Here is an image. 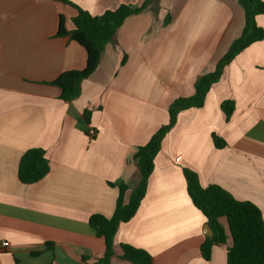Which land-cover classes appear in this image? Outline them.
I'll return each mask as SVG.
<instances>
[{
  "label": "crops",
  "instance_id": "0c3cea01",
  "mask_svg": "<svg viewBox=\"0 0 264 264\" xmlns=\"http://www.w3.org/2000/svg\"><path fill=\"white\" fill-rule=\"evenodd\" d=\"M68 1L100 16L146 0ZM76 15L60 0H0V264H97L106 246L89 220L113 216L120 190L110 183L128 186V203L142 178L139 148L168 124L176 99L194 96L197 79L215 71L245 26L238 0H156L126 20L80 96L65 102L50 83L86 68V50L57 36L61 18L72 31ZM257 23L264 29V15ZM228 100L236 106L229 121L221 109ZM32 148L45 150L50 173L26 185L18 170ZM184 168L202 187L218 185L264 216V40L226 67L202 109L179 115L136 216L118 230L112 264H132L120 258L121 244L146 250L153 264H227L231 239L210 261L202 257L208 224Z\"/></svg>",
  "mask_w": 264,
  "mask_h": 264
},
{
  "label": "trees",
  "instance_id": "16d2710c",
  "mask_svg": "<svg viewBox=\"0 0 264 264\" xmlns=\"http://www.w3.org/2000/svg\"><path fill=\"white\" fill-rule=\"evenodd\" d=\"M77 11L73 19L74 30L67 31L63 17L60 21L58 37H69L86 50L87 64L81 71H67L50 83L62 90L61 99L71 102L81 94L82 82L88 79L99 68L105 47L115 41L121 27L127 19L141 14L149 4L156 0H146L141 7L120 5L100 16H92L68 0H60ZM245 12V26L241 36L230 46L227 53L218 62L214 72L200 76L195 83V94L192 97L176 99L169 108V122L162 126L150 139L139 148L135 160L141 172V181L132 192L130 201L125 203L128 186L123 182L110 183L118 187L120 195L116 209L111 218L100 214L90 217L89 224L98 238L105 241V252L98 258L97 264H112L115 257L114 242L122 224L130 222L137 214L148 191L149 179L155 169V160L162 149L167 135L176 126L179 115L191 109H202L212 87L218 83L224 70L243 51L255 43L264 40V29L258 26L257 17L264 15L263 0H238ZM170 18L166 20L169 23ZM221 109L229 121L235 112V102L228 100L222 103ZM91 111L83 114L84 125H89ZM89 132V131H87ZM214 145L224 149L226 142L213 134ZM50 173V164L46 152L41 148L28 150L21 158L18 177L23 184L32 185L42 181ZM188 194L194 206L204 215L214 236L207 237L201 246L204 260L210 261L214 247L226 245L231 239L232 246L227 250V264H264V216L252 202L237 200L231 193L218 185L202 187L198 174L184 168ZM52 244H47L51 248ZM120 258L132 264H153V256L146 250L129 244H121ZM39 253H34L38 255ZM85 260V258H83Z\"/></svg>",
  "mask_w": 264,
  "mask_h": 264
},
{
  "label": "built area",
  "instance_id": "2783aa9c",
  "mask_svg": "<svg viewBox=\"0 0 264 264\" xmlns=\"http://www.w3.org/2000/svg\"><path fill=\"white\" fill-rule=\"evenodd\" d=\"M96 134H97V132L94 129H90L89 132H88V135L91 138H95L96 137ZM6 246H7V242H3V243L0 244V247H2V248H5Z\"/></svg>",
  "mask_w": 264,
  "mask_h": 264
},
{
  "label": "water",
  "instance_id": "95a60500",
  "mask_svg": "<svg viewBox=\"0 0 264 264\" xmlns=\"http://www.w3.org/2000/svg\"><path fill=\"white\" fill-rule=\"evenodd\" d=\"M207 229H208V233H206L207 236L213 237L214 236V233H213V231H212V229H211V227L209 225L207 226Z\"/></svg>",
  "mask_w": 264,
  "mask_h": 264
}]
</instances>
